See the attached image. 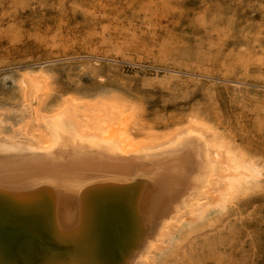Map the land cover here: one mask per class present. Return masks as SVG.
I'll return each mask as SVG.
<instances>
[{
    "label": "rangeland",
    "instance_id": "obj_1",
    "mask_svg": "<svg viewBox=\"0 0 264 264\" xmlns=\"http://www.w3.org/2000/svg\"><path fill=\"white\" fill-rule=\"evenodd\" d=\"M38 73L46 110L113 100L156 138L199 123L250 166L154 264H264V0H0L1 131L26 121L22 77Z\"/></svg>",
    "mask_w": 264,
    "mask_h": 264
},
{
    "label": "bare ground",
    "instance_id": "obj_2",
    "mask_svg": "<svg viewBox=\"0 0 264 264\" xmlns=\"http://www.w3.org/2000/svg\"><path fill=\"white\" fill-rule=\"evenodd\" d=\"M43 76L23 75L27 119L0 130V264H154L176 227L223 204L250 169L199 123L156 138L113 100L46 110Z\"/></svg>",
    "mask_w": 264,
    "mask_h": 264
}]
</instances>
